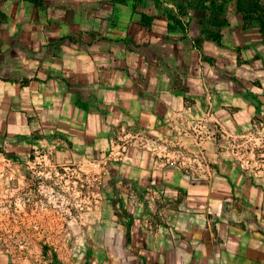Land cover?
I'll list each match as a JSON object with an SVG mask.
<instances>
[{
	"label": "crops",
	"instance_id": "1",
	"mask_svg": "<svg viewBox=\"0 0 264 264\" xmlns=\"http://www.w3.org/2000/svg\"><path fill=\"white\" fill-rule=\"evenodd\" d=\"M145 2L0 0V149L42 155L66 209L32 224L56 231L53 259L38 244L0 264H264L259 23L228 1L216 42L205 10L169 29Z\"/></svg>",
	"mask_w": 264,
	"mask_h": 264
},
{
	"label": "rangeland",
	"instance_id": "2",
	"mask_svg": "<svg viewBox=\"0 0 264 264\" xmlns=\"http://www.w3.org/2000/svg\"><path fill=\"white\" fill-rule=\"evenodd\" d=\"M145 1L154 3V0ZM199 17H205L204 11L200 12ZM34 156H37L38 160H33ZM44 160L41 155L31 154L29 162L22 165L0 149V253L14 254L20 251L27 254L41 247L43 253L53 259L55 254L53 248L58 244L52 240L56 231L32 228L33 221L45 226L51 223L53 226V221L58 222L66 211L60 208L64 205L63 199L54 197L53 183L48 181L47 176L50 168ZM91 197L86 199L88 206L86 210L89 212L90 209H100L102 200L105 202L107 200L97 198L98 196ZM108 210L104 207L105 213ZM91 216L92 214H89L87 217ZM71 232L73 246L80 245L78 241L80 239L74 237L77 231ZM39 237H43L39 239L40 243L37 242ZM46 238L49 241L42 243ZM38 244L42 246L39 247Z\"/></svg>",
	"mask_w": 264,
	"mask_h": 264
},
{
	"label": "trees",
	"instance_id": "3",
	"mask_svg": "<svg viewBox=\"0 0 264 264\" xmlns=\"http://www.w3.org/2000/svg\"><path fill=\"white\" fill-rule=\"evenodd\" d=\"M36 6H43V0H29ZM124 2L125 0H116ZM231 0H154L156 6H160L164 13L168 16V28L174 29L179 27L181 29L187 28V17L189 16V9L197 8L206 11L207 18L206 25L202 32L205 36L216 42H220L221 28L226 23L223 17L224 5ZM167 3L173 5L174 8H168ZM236 9L242 15L244 25L249 24L252 20H257L260 31L264 40V4L260 0H235ZM142 18H146L144 13H141ZM151 17L143 20L142 24L148 25Z\"/></svg>",
	"mask_w": 264,
	"mask_h": 264
},
{
	"label": "built area",
	"instance_id": "4",
	"mask_svg": "<svg viewBox=\"0 0 264 264\" xmlns=\"http://www.w3.org/2000/svg\"><path fill=\"white\" fill-rule=\"evenodd\" d=\"M205 96H206V103L205 104H206L207 111H208L209 109H211V106L213 105V93L209 90H206Z\"/></svg>",
	"mask_w": 264,
	"mask_h": 264
}]
</instances>
